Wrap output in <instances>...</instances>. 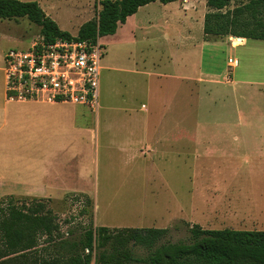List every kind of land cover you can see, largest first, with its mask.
Returning a JSON list of instances; mask_svg holds the SVG:
<instances>
[{
	"label": "rangeland",
	"instance_id": "rangeland-1",
	"mask_svg": "<svg viewBox=\"0 0 264 264\" xmlns=\"http://www.w3.org/2000/svg\"><path fill=\"white\" fill-rule=\"evenodd\" d=\"M247 2L234 0L230 8ZM41 7L73 36L100 10L98 0H47ZM196 7L183 11L177 2L146 5L118 36L100 37L105 52L98 109L84 107L87 114L76 116L79 124L91 123L97 136L76 143L79 157L72 160L67 153L71 162L66 169L51 172L55 179L82 178L87 192L52 195L61 198L49 206L64 232L92 219L79 216L85 197L91 200L87 209L96 227L170 229L167 240L173 243L190 240L188 224L180 219L210 230L264 231V41L203 36L200 50L199 19L206 0ZM1 21L0 58L42 36L27 18ZM235 59L237 67L231 64ZM32 105L50 107L10 104ZM32 115L17 118L22 124L40 123L41 115ZM140 123L160 124V142L152 139L153 129L146 139L140 130L130 138V127ZM31 133L33 139L24 127L12 131L9 148L16 157L11 165L17 175L40 179L48 147L39 127ZM218 139L219 146L204 142ZM207 147L211 151L203 155ZM192 188L191 202L185 196ZM174 189L179 194L172 200ZM79 195L83 199L76 200ZM69 218L74 221L64 222Z\"/></svg>",
	"mask_w": 264,
	"mask_h": 264
},
{
	"label": "trees",
	"instance_id": "trees-1",
	"mask_svg": "<svg viewBox=\"0 0 264 264\" xmlns=\"http://www.w3.org/2000/svg\"><path fill=\"white\" fill-rule=\"evenodd\" d=\"M156 1L167 5L177 0H99L98 14L75 36L60 29L36 1L0 0V18H27L48 41L94 42L114 35L128 17ZM233 1L206 0L204 37L264 41V0L230 8ZM51 200L13 195L0 200V264H264V231L188 224L190 240L173 243L167 240L170 229L96 227L87 209L91 200L85 197L79 216L92 219L64 232Z\"/></svg>",
	"mask_w": 264,
	"mask_h": 264
},
{
	"label": "crops",
	"instance_id": "crops-1",
	"mask_svg": "<svg viewBox=\"0 0 264 264\" xmlns=\"http://www.w3.org/2000/svg\"><path fill=\"white\" fill-rule=\"evenodd\" d=\"M27 1V0H24ZM28 1H36L41 6L43 3H45L47 0H28ZM199 0H177L178 8H180L183 11H192L197 10V2ZM204 2V0H201ZM159 2V1H156ZM153 2V3H156ZM150 3V4H153ZM175 3V2H173ZM148 4V5H150ZM172 3L164 5V6H170ZM147 5V6H148ZM146 7V6H145ZM42 8V7H41ZM144 8V6L142 7ZM140 8L139 10H141ZM177 8V7H176ZM138 10V11H139ZM208 12V8L206 5V10L201 13V18L199 19V23L203 20V29H204V18L206 13ZM138 13V12H137ZM136 13V14H137ZM136 14L130 16L127 18V21L125 24H120L117 33L114 36H118L117 34L123 30V28H126L128 24L133 22ZM194 17V16H193ZM193 17H191V20L194 21ZM0 22L2 24V21L0 19ZM152 22H149V25L151 26ZM204 33L202 34V39L200 37V43L199 48L200 50L204 47V44L206 43L203 40ZM108 37V36H107ZM117 41H120L117 40ZM125 41V40H124ZM123 41V42H124ZM246 42L247 39H244ZM122 44V43H120ZM126 43H124L125 45ZM194 47V45H193ZM5 55V53H4ZM231 64L234 67L238 66V61L232 60ZM208 75V74H206ZM187 80L195 81L194 78H187ZM203 80V79H200ZM10 104H49L50 107H37V106H25V107H14L10 106ZM62 104H68V103H46V102H38V101H12L7 98L6 94V71H5V65H4V59L3 56L0 58V200L7 196H27V197H33V198H39V199H61V198H55L52 195L54 194H87L86 190H84V186H82L81 182L83 181L82 178L77 177L76 180H74L73 176H66L61 177L58 176V179H55L56 175L52 174L54 170L58 169H66L65 164L71 161L68 160L67 153L72 154V160H75L79 157V151L76 147V143H79L82 141V139L87 138L88 136H97V132L95 131V128L93 129L92 124H79L76 121L77 115L87 114V106L84 105H72V108L68 107H61ZM80 106V107H78ZM84 107H87L86 109ZM89 109V108H88ZM40 114V123L37 124H30V122L25 121L24 124L20 123L18 121V114ZM32 115V118H33ZM39 127L40 129V138L42 139V143H46L45 146L48 147V149L45 150L47 156H45L44 160L42 161V177L35 178L30 175H17L13 165H11V162L15 161V155L13 156L12 151L9 147L12 146V131H16L20 127L21 129L24 127L26 136H31L33 139V134L31 131L33 130V127ZM161 126L160 124L157 125H150L148 123H140L138 125H133L130 127V132L128 136L130 138L135 137L138 132L137 130H140V135L146 139V136L149 135L150 129H153L152 133V139H154L158 142H160V136H159V130ZM175 129H179L178 127H175ZM5 131V132H4ZM157 131V135H156ZM186 136H188L186 134ZM129 139V138H128ZM190 141H193V135L189 134ZM204 141L207 145H209L210 142H217L219 143L217 146L220 145V140H207ZM204 142L202 141V145H204ZM209 154L211 151V148L207 147L201 150L204 155ZM79 171L85 172L86 169L83 171L81 168H79ZM81 180V182H79ZM54 181V182H53ZM77 183L79 185H77ZM123 190V189H121ZM129 190V189H125ZM172 195L171 199L173 200V197L176 199L178 198L179 191L177 189H174L173 192L170 193ZM189 195V197H188ZM194 196V189H187L185 199L188 201V199L192 202ZM184 220L186 224H189L188 220L186 219H180ZM191 225V224H189Z\"/></svg>",
	"mask_w": 264,
	"mask_h": 264
},
{
	"label": "built area",
	"instance_id": "built-area-1",
	"mask_svg": "<svg viewBox=\"0 0 264 264\" xmlns=\"http://www.w3.org/2000/svg\"><path fill=\"white\" fill-rule=\"evenodd\" d=\"M104 52L100 37L90 42L38 36L26 49H10L4 55L7 98L84 105L97 112Z\"/></svg>",
	"mask_w": 264,
	"mask_h": 264
},
{
	"label": "bare ground",
	"instance_id": "bare-ground-1",
	"mask_svg": "<svg viewBox=\"0 0 264 264\" xmlns=\"http://www.w3.org/2000/svg\"><path fill=\"white\" fill-rule=\"evenodd\" d=\"M238 41H242L243 39L241 38V39H238V38H236Z\"/></svg>",
	"mask_w": 264,
	"mask_h": 264
},
{
	"label": "water",
	"instance_id": "water-1",
	"mask_svg": "<svg viewBox=\"0 0 264 264\" xmlns=\"http://www.w3.org/2000/svg\"><path fill=\"white\" fill-rule=\"evenodd\" d=\"M238 39H241L240 37H238Z\"/></svg>",
	"mask_w": 264,
	"mask_h": 264
}]
</instances>
